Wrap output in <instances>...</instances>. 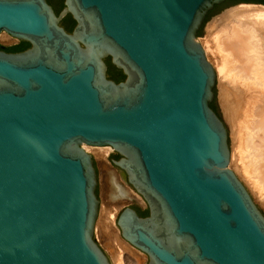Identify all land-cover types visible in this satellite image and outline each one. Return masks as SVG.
<instances>
[{
  "label": "water",
  "instance_id": "obj_1",
  "mask_svg": "<svg viewBox=\"0 0 264 264\" xmlns=\"http://www.w3.org/2000/svg\"><path fill=\"white\" fill-rule=\"evenodd\" d=\"M225 1L64 0L56 14L46 0H0V33L30 44L0 50V264H110L82 144L120 155L111 166L146 202L147 217L127 206L115 224L147 264H264V215L228 168L197 41ZM108 57L124 81L107 78Z\"/></svg>",
  "mask_w": 264,
  "mask_h": 264
},
{
  "label": "bare ground",
  "instance_id": "obj_2",
  "mask_svg": "<svg viewBox=\"0 0 264 264\" xmlns=\"http://www.w3.org/2000/svg\"><path fill=\"white\" fill-rule=\"evenodd\" d=\"M221 13L207 26L210 44L199 43L218 78L221 106L231 126L228 168L264 206V6L240 5ZM82 148L94 154L100 170L102 203L95 223L99 238L109 245L115 264H142L143 253L121 238L115 224L117 209L140 196L121 185L123 173L107 160L111 147Z\"/></svg>",
  "mask_w": 264,
  "mask_h": 264
},
{
  "label": "rangeland",
  "instance_id": "obj_3",
  "mask_svg": "<svg viewBox=\"0 0 264 264\" xmlns=\"http://www.w3.org/2000/svg\"><path fill=\"white\" fill-rule=\"evenodd\" d=\"M240 5H249V6H263V5H254V4H236V5H233V6H230V7H227L223 10H221L219 13L213 15L206 23L205 25L203 26L202 28V31H203V36L202 37H197V41L200 42L201 44H205L206 42H208V44H210L209 42V36L208 35V31H207V26L209 25V23L217 16H219L220 14H222L221 12L224 11V10H228V9H231L233 7H237V6H240ZM207 40V41H206ZM204 41V42H203ZM19 44V41L13 37H11L10 35H8L7 33H2L0 34V47H3V48H12V47H15ZM203 46V45H202ZM207 57V55H206ZM207 60L209 62V59L207 57ZM210 63V62H209ZM211 64V63H210ZM215 89H216V103H217V107H218V110H219V113L221 115V119L222 121L224 122L225 124V127L228 131V138H229V150H230V161H231V153L233 151V139H232V135H231V126L228 122V120L226 119L225 117V113L223 111V108L221 106V102H220V91H219V82H218V78L216 80V83H215ZM110 148V147H109ZM88 153L92 154L93 157L95 158L94 154L91 153L90 151H87ZM96 159V158H95ZM107 160L109 163H111L112 160H117V154L115 153V151L113 149L110 148V151L108 152V157H107ZM231 164V163H229ZM95 165H96V169H97V175H98V182L100 184V170H99V167H98V163H97V160L95 161ZM230 168V166H229ZM99 170V172H98ZM119 172V170H118ZM117 172V173H118ZM119 174V173H118ZM236 175V173H235ZM237 176V175H236ZM237 178L241 181V183L243 184V186H245V189L247 190V192L249 193V195L251 196L253 202L255 203V205L258 207V209L261 211V213L264 215V206H261V204L256 200V198H254V194L251 193L252 191H250L249 187L246 185L245 181L242 180L240 178V176L238 175ZM121 185L124 186V187H127L129 186L127 184V182L124 180H121ZM130 187V186H129ZM132 189V188H131ZM96 195L98 196L99 200H100V208H101V203H102V194H101V187L98 185L97 187V190H96ZM254 196V197H253ZM132 202L127 204V205H123L122 207L118 208L117 211H116V215H115V220H116V217H117V214L119 213V211L121 209H123L124 207H127V206H137V207H140L141 210H144L145 209V204L144 202L142 201V199L140 198H137L136 199H132L131 200ZM257 201V202H256ZM120 209V210H119ZM99 214H100V210H99ZM99 219V218H98ZM97 219V221H98ZM95 235H94V238H95V241L97 242V244L103 249V251L107 254L109 260H110V264H115V262L113 261V257L111 256V250L109 248V245L104 242L102 240V238L100 237L99 238V235L97 234V231H96V227H95ZM103 241V242H102ZM109 248V249H107ZM129 250L127 249L126 251V254ZM130 252V251H129ZM128 252V254H129ZM143 258L142 259V264H147V257L142 254ZM130 256H132L130 254Z\"/></svg>",
  "mask_w": 264,
  "mask_h": 264
},
{
  "label": "flooded vegetation",
  "instance_id": "obj_4",
  "mask_svg": "<svg viewBox=\"0 0 264 264\" xmlns=\"http://www.w3.org/2000/svg\"><path fill=\"white\" fill-rule=\"evenodd\" d=\"M46 1L48 2V4L51 5V7L54 10V12L56 11V9H59L60 8V4H62L64 6V0H46ZM226 1H235L236 4L263 5V4H261V0H226ZM60 25L65 29L66 32L70 33L73 30V28L75 27L76 23L72 19L71 15H67L66 17H64L61 20ZM23 43H27L29 45V47H30V44L28 42H25V41H19V44L17 46H19V45H25ZM17 46H15V47H17ZM15 47H12V48H3V47H0V50L1 51H4L6 53H18L15 50ZM29 47H26L22 51L27 50ZM104 62L106 64V66H107V70H106L107 78L110 79V80H112V81H114L115 83L122 82V81H118L117 78H116L118 75H120V72H122V71L119 70V69H117L114 65H112L111 58L108 57V58L104 59ZM122 74H123V72H122ZM120 158H121V156L117 154V160H119ZM94 166L96 167L95 164H94ZM140 198L142 199V201L145 204V209L144 210H141V208L140 207H137V206H128V207H130L133 210H135L136 214L140 218H145V217H147L149 215V209H148V206H147L146 202L143 200V198L142 197H140Z\"/></svg>",
  "mask_w": 264,
  "mask_h": 264
},
{
  "label": "trees",
  "instance_id": "obj_5",
  "mask_svg": "<svg viewBox=\"0 0 264 264\" xmlns=\"http://www.w3.org/2000/svg\"><path fill=\"white\" fill-rule=\"evenodd\" d=\"M234 4H236L235 1H226V2H224V3H222V4H220V5H215V6L213 7V9L210 10V11L207 13L206 18H205V20H204V23H203L202 27L204 26V24H205V23H206V22H207V21H208L213 15L219 13V12H220L222 9H224L225 7L230 6V5H234ZM261 4L264 5V0H261ZM63 7H64V6H63L62 4H60V8H59V9H56L55 13L58 14V13L63 9ZM202 27H201V28H202ZM201 28H200V30L197 32V36L200 35ZM23 44H25V45H19V46L15 47V50H16L17 52H22V50H24L26 47H29V45H28L27 43H23ZM116 78H117L118 81H123V80L125 79V75L122 74V72H120V75H118ZM209 106H210V108H211V109L217 114V110H216V108L214 107V99L212 100L211 103H209ZM217 115H218V114H217Z\"/></svg>",
  "mask_w": 264,
  "mask_h": 264
}]
</instances>
